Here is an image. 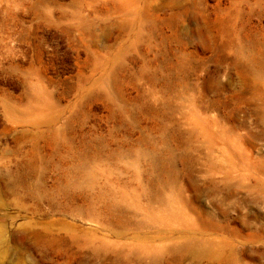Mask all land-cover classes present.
<instances>
[{
  "label": "rangeland",
  "instance_id": "obj_1",
  "mask_svg": "<svg viewBox=\"0 0 264 264\" xmlns=\"http://www.w3.org/2000/svg\"><path fill=\"white\" fill-rule=\"evenodd\" d=\"M0 264H264V0H0Z\"/></svg>",
  "mask_w": 264,
  "mask_h": 264
}]
</instances>
